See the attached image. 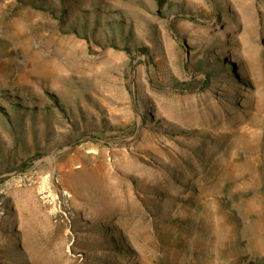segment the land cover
Masks as SVG:
<instances>
[{
  "label": "rangeland",
  "instance_id": "1",
  "mask_svg": "<svg viewBox=\"0 0 264 264\" xmlns=\"http://www.w3.org/2000/svg\"><path fill=\"white\" fill-rule=\"evenodd\" d=\"M0 264H264V0H0Z\"/></svg>",
  "mask_w": 264,
  "mask_h": 264
},
{
  "label": "bare ground",
  "instance_id": "2",
  "mask_svg": "<svg viewBox=\"0 0 264 264\" xmlns=\"http://www.w3.org/2000/svg\"><path fill=\"white\" fill-rule=\"evenodd\" d=\"M244 1V0H243ZM238 7V6H237ZM243 7V6H242ZM240 9V8H239ZM147 175V174H146ZM151 180V179H150ZM24 194V193H23Z\"/></svg>",
  "mask_w": 264,
  "mask_h": 264
}]
</instances>
